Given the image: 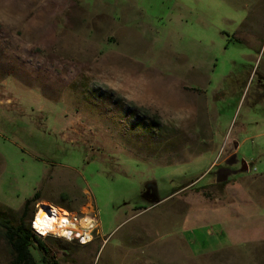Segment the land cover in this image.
<instances>
[{
	"label": "rangeland",
	"instance_id": "obj_1",
	"mask_svg": "<svg viewBox=\"0 0 264 264\" xmlns=\"http://www.w3.org/2000/svg\"><path fill=\"white\" fill-rule=\"evenodd\" d=\"M34 193L96 211L58 264H264V0H0V207Z\"/></svg>",
	"mask_w": 264,
	"mask_h": 264
},
{
	"label": "built area",
	"instance_id": "obj_2",
	"mask_svg": "<svg viewBox=\"0 0 264 264\" xmlns=\"http://www.w3.org/2000/svg\"><path fill=\"white\" fill-rule=\"evenodd\" d=\"M29 228L40 239H63L79 245H87L95 235L99 237V222L92 204L85 211H72L44 201L34 204Z\"/></svg>",
	"mask_w": 264,
	"mask_h": 264
},
{
	"label": "trees",
	"instance_id": "obj_3",
	"mask_svg": "<svg viewBox=\"0 0 264 264\" xmlns=\"http://www.w3.org/2000/svg\"><path fill=\"white\" fill-rule=\"evenodd\" d=\"M36 198L37 193H34L31 198L24 200L17 213L0 207V228L13 252L10 264H58L52 254V247L36 237L29 228V219L34 211L30 210V204Z\"/></svg>",
	"mask_w": 264,
	"mask_h": 264
},
{
	"label": "crops",
	"instance_id": "obj_4",
	"mask_svg": "<svg viewBox=\"0 0 264 264\" xmlns=\"http://www.w3.org/2000/svg\"><path fill=\"white\" fill-rule=\"evenodd\" d=\"M236 147H237V146H236ZM236 147L234 148V152H235V150L237 149Z\"/></svg>",
	"mask_w": 264,
	"mask_h": 264
}]
</instances>
